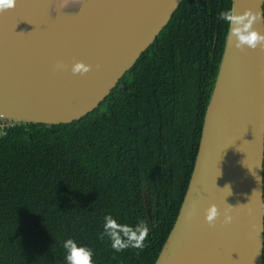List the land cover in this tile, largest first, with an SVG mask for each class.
Masks as SVG:
<instances>
[{"label":"trees","instance_id":"1","mask_svg":"<svg viewBox=\"0 0 264 264\" xmlns=\"http://www.w3.org/2000/svg\"><path fill=\"white\" fill-rule=\"evenodd\" d=\"M230 9L183 0L97 109L0 129V264H66L67 239L93 264L155 263L188 187L228 30L219 13ZM107 215L144 221L143 250L115 253L100 238Z\"/></svg>","mask_w":264,"mask_h":264},{"label":"water","instance_id":"2","mask_svg":"<svg viewBox=\"0 0 264 264\" xmlns=\"http://www.w3.org/2000/svg\"><path fill=\"white\" fill-rule=\"evenodd\" d=\"M182 1L71 0L55 13L54 0H17L0 14V123L65 125L97 109ZM263 6L231 0L236 14L264 15ZM254 29L264 34V19ZM230 35L228 25L188 187L154 264L263 262L264 51H239ZM76 62L91 70L73 75ZM213 204L220 215L210 227Z\"/></svg>","mask_w":264,"mask_h":264},{"label":"clouds","instance_id":"3","mask_svg":"<svg viewBox=\"0 0 264 264\" xmlns=\"http://www.w3.org/2000/svg\"><path fill=\"white\" fill-rule=\"evenodd\" d=\"M17 0H0V14L15 8ZM71 0H54L53 12L60 13L66 9ZM219 19L227 23L231 28L229 43H233L235 49L244 51L246 48L256 50L260 48L264 51V34H260L254 29V25L264 19L260 11L253 12L251 9L245 10L242 14H236L235 10L221 11ZM58 68L62 67L60 65ZM99 67V66H97ZM91 70L90 65L83 62L74 63L71 71L73 75L87 74ZM228 187V186H226ZM229 188V187H228ZM231 211V208L229 209ZM251 215L253 209L247 208ZM220 213L215 204L211 205L205 212V221L210 227H214ZM233 217L225 214L224 224H230ZM253 232L259 237L260 230L253 225ZM149 237V227L144 221H139L135 226L121 224L113 216L104 217L103 231L100 233L101 239H107L110 242L115 253H121L128 249L143 250L145 241ZM63 247L66 251V264H93L94 252L86 247L78 245L73 239H67Z\"/></svg>","mask_w":264,"mask_h":264},{"label":"built area","instance_id":"4","mask_svg":"<svg viewBox=\"0 0 264 264\" xmlns=\"http://www.w3.org/2000/svg\"><path fill=\"white\" fill-rule=\"evenodd\" d=\"M7 125V124H0V129H3L4 126ZM263 216H264V194H263Z\"/></svg>","mask_w":264,"mask_h":264},{"label":"bare ground","instance_id":"5","mask_svg":"<svg viewBox=\"0 0 264 264\" xmlns=\"http://www.w3.org/2000/svg\"><path fill=\"white\" fill-rule=\"evenodd\" d=\"M80 1H83V0H80Z\"/></svg>","mask_w":264,"mask_h":264},{"label":"rangeland","instance_id":"6","mask_svg":"<svg viewBox=\"0 0 264 264\" xmlns=\"http://www.w3.org/2000/svg\"><path fill=\"white\" fill-rule=\"evenodd\" d=\"M1 124V123H0Z\"/></svg>","mask_w":264,"mask_h":264}]
</instances>
